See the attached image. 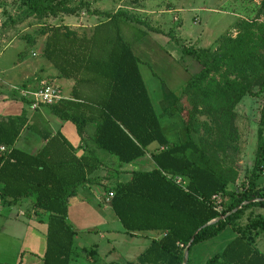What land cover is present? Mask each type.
Wrapping results in <instances>:
<instances>
[{
	"label": "trees",
	"instance_id": "obj_1",
	"mask_svg": "<svg viewBox=\"0 0 264 264\" xmlns=\"http://www.w3.org/2000/svg\"><path fill=\"white\" fill-rule=\"evenodd\" d=\"M71 1L20 0L28 13L38 17L74 14L77 10L69 6ZM88 11L106 18L94 27L90 37L60 25L53 27L46 38L42 57L61 77L75 83L70 98L45 106L56 118L72 122L85 143L87 128L91 127L89 140L112 156L117 166L111 167L91 148L85 147L77 156L61 132L53 133L38 111L31 116L26 109L20 115H0V145L12 149L0 152V205L24 207L27 215L33 212L45 217L43 264H72L83 254L88 264H106L99 261L96 246L76 247L78 230L68 221L70 200L81 188L94 184L93 175L98 171L128 172L129 181L103 187L106 197L113 193L108 202L115 218L129 235L155 231L163 235L126 264H191L193 246L227 229L234 231V237L204 264H264V253L257 246V238L264 235V213H250L246 224L239 223L247 210L264 208V103L254 166L243 189L236 190L229 188L230 178L211 164L195 137L198 108L178 101L195 95L221 62L232 67L234 73L257 80L259 91H264V54L251 48L256 21L240 22L236 38H220L217 50L221 54L210 47L187 46L166 33L184 55H191L201 65V70L188 78L172 106L158 112L132 45L150 32H164L127 11H90L87 7ZM241 46L247 47L242 53ZM233 85L237 101L250 93L249 88ZM19 100L32 106V100L25 96ZM175 117L183 123L185 140L170 141L166 137L161 119ZM24 129L37 133L45 142L37 153L17 146ZM147 155L150 169H125Z\"/></svg>",
	"mask_w": 264,
	"mask_h": 264
},
{
	"label": "rangeland",
	"instance_id": "obj_2",
	"mask_svg": "<svg viewBox=\"0 0 264 264\" xmlns=\"http://www.w3.org/2000/svg\"><path fill=\"white\" fill-rule=\"evenodd\" d=\"M68 4L77 10L76 13L38 17L28 13L20 0H0V52H4L0 65L11 66L19 55L22 58L26 57L27 62L33 64L42 61L40 48L55 26L65 25L79 36L90 37L94 27L106 18L87 12V7L90 8V11H127L145 20L154 28L162 30L164 35L166 33L172 35V39L178 36L183 44H186L185 39H187L195 46L208 48L219 38L216 44L210 47L215 54H221L220 50H217L220 41H222L220 38L225 36L236 38L240 32L239 23L254 20L257 23V28L251 48L256 53L264 54L262 0H72ZM178 28L180 31L177 33ZM198 40L199 42H197ZM174 46L178 47L179 44L174 42ZM6 47L8 49L3 51ZM246 48L241 46L240 52L242 53ZM231 55L233 56V53ZM144 77L150 88L151 81L146 71ZM257 82V80L245 78L244 74L234 73L232 67L221 62L218 69L212 72L211 77L195 92V95L183 96L178 100L187 107L193 105L198 108L199 123L195 137L211 164L230 178V189L242 190L254 166L260 112L264 103V91H259ZM233 84H236L237 87L249 88L247 90H250V93L246 92L237 101L238 92L234 91L236 87ZM62 87L63 94L70 92L67 83ZM25 109L28 110L30 116L43 109L45 114L56 118L49 113L44 104L36 109L25 106ZM164 131L166 137L172 140V131L167 126ZM28 133H30L29 129L25 131V134ZM185 134L187 133L183 130L181 136ZM150 167H152V163L149 158L143 157L127 164L125 169L144 170ZM91 203L94 204L95 200L92 199ZM98 207L99 205H96V208ZM250 213H264V208L256 207L247 210L239 221L241 225L247 223ZM102 215L108 220V223L98 226L86 235L81 233L76 224L68 219L69 223L78 230L75 236L76 247L90 248L96 243H101V246L104 243L108 245L107 240H104V243L101 242L100 232L97 231L100 229L107 233V229L116 227L114 225L116 222L118 228L123 231H121V237L124 240H139L140 245L138 246L129 245L126 241L123 246L125 248L129 246V249H134L135 254H138L146 237L138 235L130 237L125 233L121 223L111 210ZM115 233L118 234V232ZM150 235L152 234L150 233ZM234 235L232 229H227L220 235L193 246L191 264H204L208 257L221 251ZM5 240L6 233L0 231V246ZM121 244L123 243L117 244L116 259L119 261L133 259L126 256ZM257 244L260 245L259 249L264 251V235L257 238ZM0 259L10 261L9 258L2 255L1 251ZM10 263L17 264L15 261ZM126 263L127 261L123 264ZM73 264L88 263L85 256L82 255Z\"/></svg>",
	"mask_w": 264,
	"mask_h": 264
},
{
	"label": "crops",
	"instance_id": "obj_3",
	"mask_svg": "<svg viewBox=\"0 0 264 264\" xmlns=\"http://www.w3.org/2000/svg\"><path fill=\"white\" fill-rule=\"evenodd\" d=\"M179 31L178 28L177 33ZM177 38L180 39L178 36ZM185 40L187 46H195L191 41ZM216 41L209 47H213ZM197 42H199V40ZM43 46L44 45L41 46L40 51L43 49ZM7 47L3 51H6L8 49ZM196 47L204 48V46L198 45ZM132 50L141 61L140 72L146 83L152 103L158 112L172 106L177 100V92L188 78L201 70V65L194 60L191 55H184L181 52L180 45L175 47L174 41H169V37L162 33L150 32L143 39L133 43ZM3 55L4 52L1 51L0 60ZM145 71L151 81L150 88L144 77ZM41 78L50 79L57 84L61 90L63 89L62 86L67 83L70 92L64 94V96L66 98L71 97V91L75 81L73 79L61 77L53 64L44 58L42 61L33 64L32 62H27L26 57L22 58L19 55L18 59L14 60L11 66L0 65V115H20L26 105L19 100V97L33 91L37 87L38 80ZM156 80L158 81L156 82ZM38 112L42 113L44 118L48 120L53 133H56L58 130L61 132L67 142L74 147L77 156L82 155L85 147H87L96 151V154L104 158L111 167L114 168L117 166L112 156L98 149L97 146L89 140L93 135V129L91 127L87 128L88 134L84 137L87 139V143H85L77 133L76 127L72 122L51 118L49 114H45L43 109ZM161 122L164 128L167 126L173 133V139H169L170 141H178L182 138L185 140L187 138L186 134L181 136L183 132V123L179 118L161 119ZM26 130L28 129L22 131L17 141V146L30 153H37L45 142L37 133L31 130L30 133L25 134ZM147 157L149 158L148 155ZM93 177L95 178L94 184H88L84 188H81L78 196L70 200L68 210V219L74 222L78 230L85 235L98 226L108 223V220L102 214L104 212L107 213L111 208L106 199L107 197L104 195L103 187L114 186L117 182H127L130 180L131 174L128 172L116 174L111 171L102 170L96 172ZM92 199L95 200L94 204L89 201ZM96 205H99V207L96 208ZM24 209V207L19 206L2 207L0 205V231L6 233V240L0 246V251L3 256H6L9 258L8 260H10L0 259V263L13 264L10 262L15 261L17 264H43L42 256L46 249L47 238V226L44 221L45 217H39L32 213L30 215H27V213L20 215L19 211ZM24 211L26 212V209ZM114 225L116 227L107 229V233L100 229L97 231L100 232L102 243H104V240L108 241V245L105 243L103 244L104 247L103 245L101 246V243L93 245L97 247L98 258L101 263L123 264L126 261H135L150 245L153 239L158 240L163 235V233L159 231L138 233V236L146 237V239L142 242L141 251L135 254L136 251L134 249H129V246L127 248L123 246L126 242H128L129 245L138 246L140 245L139 240H124L121 237L122 230L118 228L116 222H114ZM115 232H118L120 235ZM150 233L152 235H150ZM129 236L134 237L133 235ZM118 242L123 243L121 247H123L126 256L133 259H127L126 261H119L116 259L115 253L117 244H119ZM257 246L258 248L260 247L258 244ZM78 247L79 249L86 248V246ZM262 252L264 253V251Z\"/></svg>",
	"mask_w": 264,
	"mask_h": 264
},
{
	"label": "built area",
	"instance_id": "obj_4",
	"mask_svg": "<svg viewBox=\"0 0 264 264\" xmlns=\"http://www.w3.org/2000/svg\"><path fill=\"white\" fill-rule=\"evenodd\" d=\"M25 97H29L30 100H32V108L36 109L41 104H56L59 101L66 99L64 94L62 93L61 88L55 84L53 81H51L48 78H41L38 80L37 87L29 92L24 94ZM11 147H8L6 145H0V152H11ZM178 182H180V179H177ZM113 196V193L110 192L109 196L106 198L107 201L110 200V198ZM217 200H221L219 196H215ZM33 213V212H32ZM20 215L26 214L24 210L19 211Z\"/></svg>",
	"mask_w": 264,
	"mask_h": 264
},
{
	"label": "water",
	"instance_id": "obj_5",
	"mask_svg": "<svg viewBox=\"0 0 264 264\" xmlns=\"http://www.w3.org/2000/svg\"><path fill=\"white\" fill-rule=\"evenodd\" d=\"M193 239H194V237H193ZM193 239H192V240H193ZM187 254H188V250L186 251V258H187Z\"/></svg>",
	"mask_w": 264,
	"mask_h": 264
}]
</instances>
